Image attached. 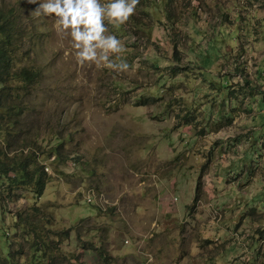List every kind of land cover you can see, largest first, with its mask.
Returning a JSON list of instances; mask_svg holds the SVG:
<instances>
[{
	"label": "rangeland",
	"instance_id": "374dc122",
	"mask_svg": "<svg viewBox=\"0 0 264 264\" xmlns=\"http://www.w3.org/2000/svg\"><path fill=\"white\" fill-rule=\"evenodd\" d=\"M41 2L0 0L39 70L0 156L47 174L0 175V264H264V0H140L108 25L126 71L79 66Z\"/></svg>",
	"mask_w": 264,
	"mask_h": 264
},
{
	"label": "clouds",
	"instance_id": "9594fccd",
	"mask_svg": "<svg viewBox=\"0 0 264 264\" xmlns=\"http://www.w3.org/2000/svg\"><path fill=\"white\" fill-rule=\"evenodd\" d=\"M139 4L140 0H42L33 13L36 17H55L54 28L62 38L70 37L72 55L79 66L126 71V62L111 59H119L125 47L121 39L109 33L108 25L119 29L128 23Z\"/></svg>",
	"mask_w": 264,
	"mask_h": 264
},
{
	"label": "trees",
	"instance_id": "16d2710c",
	"mask_svg": "<svg viewBox=\"0 0 264 264\" xmlns=\"http://www.w3.org/2000/svg\"><path fill=\"white\" fill-rule=\"evenodd\" d=\"M24 34L23 26L20 25V16L12 7L0 9V111L7 117L17 113L22 106L13 99H20L23 91H28L29 86L39 76V70L33 67H15V52ZM12 81L20 82L19 85L12 84ZM18 104V105H17ZM12 112V113H11ZM14 124L13 119L7 121ZM58 150V149H57ZM21 158L5 161L0 156V175L6 174L16 183L29 184L33 191L39 195L42 193L47 180V174L37 169V162L34 159ZM42 167V165H41ZM12 173L9 176V173Z\"/></svg>",
	"mask_w": 264,
	"mask_h": 264
},
{
	"label": "crops",
	"instance_id": "0c3cea01",
	"mask_svg": "<svg viewBox=\"0 0 264 264\" xmlns=\"http://www.w3.org/2000/svg\"><path fill=\"white\" fill-rule=\"evenodd\" d=\"M262 57H263V55H262ZM237 78H239V79H241L240 78V76H236ZM209 178H207L206 177V180H208ZM212 181H214V176H213V178L211 179ZM211 180H208V181H211ZM214 184V183H213ZM212 184V185H213ZM214 187H215V191L213 190H211V192H214V197L211 199H209L210 201L212 200L213 201V203H214V205H216V204H221V205H224V204H227V205H225V206H223V208H221V210L222 211H224V210H228V206H229V202H225L222 198H220L219 197V194L218 193H216V191H218L217 190V187L214 185ZM215 201H219L218 203H215ZM212 207L214 208L213 210H215V207L214 206H211L210 208L212 209ZM225 207H227V208H225ZM218 210V209H217ZM216 210V211H217ZM219 211V210H218ZM223 214H222V216H220L219 218H217V220H215V221H217V222H213V220L211 221L212 223H214V225H216V227H215V231L219 228V222H221V220L223 219ZM216 235H217V231H216ZM215 235V236H216Z\"/></svg>",
	"mask_w": 264,
	"mask_h": 264
}]
</instances>
